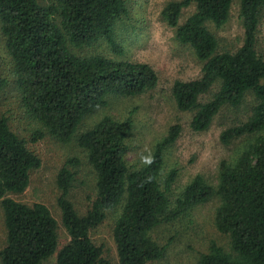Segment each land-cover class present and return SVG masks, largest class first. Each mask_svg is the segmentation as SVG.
Here are the masks:
<instances>
[{"label":"trees","instance_id":"trees-1","mask_svg":"<svg viewBox=\"0 0 264 264\" xmlns=\"http://www.w3.org/2000/svg\"><path fill=\"white\" fill-rule=\"evenodd\" d=\"M46 1L0 0V29L13 66L10 78L0 73V91L13 81L28 117L59 141L68 142L75 137L83 116L105 106L109 95L143 94L155 88L158 77L147 63L76 51L105 39L121 52L114 41V28L127 15L125 0ZM232 2L171 1L162 10L167 24L176 28L177 40L189 45L203 61L199 79L175 81L172 88L179 110H195L190 122L193 130L208 128L223 106L239 105L247 92L255 97L248 119L221 133L224 142L264 130V54L256 48L264 0H239L243 43L234 52H217V39L206 22L216 27L225 24ZM190 4H195V11L179 24L182 8ZM218 81V91L200 102L202 93ZM130 129V118L104 116L76 137L96 172V196L80 216L67 198L74 173L66 163L60 168L56 176L58 205L70 238L58 248L57 222L48 207L7 196L27 188L31 171L41 161L27 141L11 130L7 119L0 117V204L6 230L1 264H42L54 253L55 264H112L102 256L90 231L103 220L107 209L122 200L113 227L118 264H148L161 258L165 250L152 240L150 230L213 196L220 200L215 223L229 236L231 252L212 244L198 264H264V134L256 136L232 162L219 163L217 186L196 175L168 208V192L177 169H171L161 181L164 149L178 137L180 126H171L148 162L135 169L125 160ZM43 135L41 130L34 131L32 141Z\"/></svg>","mask_w":264,"mask_h":264},{"label":"rangeland","instance_id":"rangeland-1","mask_svg":"<svg viewBox=\"0 0 264 264\" xmlns=\"http://www.w3.org/2000/svg\"><path fill=\"white\" fill-rule=\"evenodd\" d=\"M37 1L47 3L46 0ZM171 1L180 0H125L127 15L122 16L114 28V41L121 52L113 50L105 39H99L89 47L76 49L78 54L147 63L155 70L158 81L154 89L140 95H109L105 106L83 116L75 137L70 141H59L37 121L28 117L13 81L0 91V117L7 119L11 130L27 141L28 147L41 161L40 166L31 171L27 188L22 193H9L7 196L28 205L42 203L48 207L57 222L58 248L66 244L70 237L61 221L56 176L65 163L69 165L74 178L67 198L77 213L84 215L96 196V172L85 150L77 144L76 137L93 128L104 116L115 120L131 119L125 160L133 169L148 162L156 143L167 136L171 126H180L178 137L164 149L161 181L171 169H177L168 192V208L173 206L176 198L196 175L201 176L207 184L217 186L219 163L222 160L232 162L256 136L264 134L263 130L226 142L220 139L226 128L240 125L250 116L255 105L251 91L246 93L239 105L223 106L209 127L202 131H195L190 126L195 110L181 111L177 108L172 96L174 82L199 79L203 61L196 57L189 45L177 40L176 28L169 26L164 19L162 10ZM194 11L195 4L182 8L179 24ZM206 26L217 39V52L236 51L244 39L239 0H233L225 24L216 27L208 21ZM256 48L260 54H264V16L257 27ZM10 68L13 66L0 29V73L10 78ZM219 86L218 81L202 93L199 101L204 103L210 100ZM37 130H41L44 135L32 141L33 133ZM71 159H77L78 162L70 165L68 161ZM219 204V197L213 196L186 209L176 219L161 221L153 227L149 232L150 237L158 245L165 246V250L161 258L148 264H198L201 255L207 253L212 244L231 252L229 236L219 231L215 223ZM122 206L123 200L117 206L107 209L103 220L90 231L93 242L102 248V256L112 264H118L113 227ZM5 237L0 204V250L5 246ZM55 261L56 253L42 264H55Z\"/></svg>","mask_w":264,"mask_h":264}]
</instances>
